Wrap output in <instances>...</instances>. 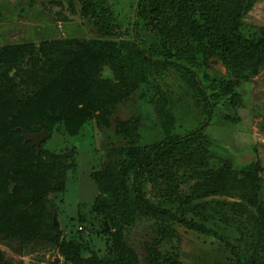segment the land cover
Masks as SVG:
<instances>
[{"label": "trees", "instance_id": "1", "mask_svg": "<svg viewBox=\"0 0 264 264\" xmlns=\"http://www.w3.org/2000/svg\"><path fill=\"white\" fill-rule=\"evenodd\" d=\"M256 2L136 0L128 38L89 31L0 46V239L21 249L43 243L66 264H186L182 227L219 241L231 264H264V169L238 166L206 133L239 122L237 89L264 69V26L246 22ZM114 6L118 19L131 15ZM132 103L90 173L97 194L88 211L99 229L82 231L90 218L79 205L64 235L48 195L75 172V144L96 143L116 107ZM19 129L48 133L38 154ZM57 135L65 146L52 150ZM136 216L154 235L142 262L124 241ZM0 264L19 263L0 252Z\"/></svg>", "mask_w": 264, "mask_h": 264}, {"label": "rangeland", "instance_id": "2", "mask_svg": "<svg viewBox=\"0 0 264 264\" xmlns=\"http://www.w3.org/2000/svg\"><path fill=\"white\" fill-rule=\"evenodd\" d=\"M119 1L120 7L127 18L118 19L114 4ZM132 4L136 0H0V46L20 43H39L43 40H53L72 36H88L89 31L103 34L109 38L122 37L130 26ZM106 6L109 13L106 12ZM129 8V9H128ZM130 16V18L128 17ZM246 22L253 26H264V0H257ZM79 26V27H78ZM224 73L221 66L215 67ZM14 72H11L13 74ZM172 90L177 91L176 86ZM243 98L242 107L237 110L239 122L225 127L210 126L206 133L215 138L227 155L234 159L238 166L258 161L264 169V69L250 82L241 84L237 89ZM176 98V94H175ZM136 104H120L113 112L111 126L107 130L102 126V136L94 141L76 143V170L68 173L64 191L50 193L48 198L56 209V224L63 234L67 235L77 217L79 205L90 223L82 231L99 229V220L89 214L88 207L97 194V188L90 179V173L99 169L101 157L105 155L108 135H113L116 119H125L135 110ZM143 126L147 125L145 121ZM115 139V138H114ZM117 145L119 142H116ZM52 150L62 149L65 144L60 135L52 138L49 144ZM264 182V172L262 173ZM262 203L264 204V194ZM151 221L135 217L133 224L124 231V241L142 262L145 257L144 243L150 241L154 235L150 230ZM80 230V228H78ZM90 229V230H89ZM179 253L186 264H231L229 251L217 240L201 238L193 232L178 227ZM237 238V236H234ZM102 241H94L95 249L103 248ZM0 252L10 263L19 264H66L57 250L34 243L21 249L16 242H6L0 239Z\"/></svg>", "mask_w": 264, "mask_h": 264}, {"label": "water", "instance_id": "3", "mask_svg": "<svg viewBox=\"0 0 264 264\" xmlns=\"http://www.w3.org/2000/svg\"><path fill=\"white\" fill-rule=\"evenodd\" d=\"M19 131L21 133V137L23 138V141L31 142V144L35 147L37 154L39 152L40 143L49 136L45 130H41V131L34 132V133H27L22 129H19ZM13 188H14V184L11 182L9 185V193H12ZM54 222H55V219H54Z\"/></svg>", "mask_w": 264, "mask_h": 264}]
</instances>
